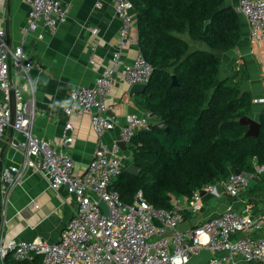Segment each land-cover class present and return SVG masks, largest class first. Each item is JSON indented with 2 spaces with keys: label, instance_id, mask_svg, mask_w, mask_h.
I'll return each instance as SVG.
<instances>
[{
  "label": "built area",
  "instance_id": "built-area-1",
  "mask_svg": "<svg viewBox=\"0 0 264 264\" xmlns=\"http://www.w3.org/2000/svg\"><path fill=\"white\" fill-rule=\"evenodd\" d=\"M113 3L115 15L121 22L120 44L113 54V64L96 78L94 85L76 87L71 93V102L63 105L69 116L90 114L99 138L97 150L81 174L74 172L75 163L69 154L56 151L50 140L34 134L37 107L30 75L33 63L22 46L8 48L6 29L0 28V160L12 128L11 89L16 100L13 131L18 136L9 144L23 154L21 163L3 167L1 195L8 201L27 174L35 172L46 179L52 190L65 187L77 200L76 210L55 243L18 241L2 234V264L9 255L20 263L31 262L39 256L40 264H187L203 248L210 249L214 255L207 264H264V200L258 211H254L253 202L244 199V210L228 206L195 227L180 228L186 212L195 215L203 211L202 191L212 194V199H220L224 194L239 198L253 181L264 177V164H255L252 173L234 172L214 184H207L197 189L191 198L173 197L171 210L155 208L142 191L136 194L133 203H125L114 189V181L126 166L119 143L109 146L103 140V136L116 127L114 119L108 115L107 102L118 69L122 68L124 79L133 85L149 84L153 67L141 53L132 64L123 61L122 52L127 46H139L138 39L132 35L137 17L134 0H113ZM238 12L249 24L252 42L264 46V0H239ZM1 15L6 17V6ZM67 15L68 8L62 0H30L26 31L33 32L38 27L55 31ZM91 31L97 33L96 29ZM253 103L264 105V98H254ZM151 125L148 113L128 115L121 129V141L129 146L138 131L150 130ZM66 130H72V125L67 124ZM72 142V136H63V145ZM220 188L223 192H219ZM100 201L106 203L108 213L100 207Z\"/></svg>",
  "mask_w": 264,
  "mask_h": 264
},
{
  "label": "trees",
  "instance_id": "trees-1",
  "mask_svg": "<svg viewBox=\"0 0 264 264\" xmlns=\"http://www.w3.org/2000/svg\"><path fill=\"white\" fill-rule=\"evenodd\" d=\"M134 7L140 53L153 67L137 106L158 119L151 118L150 130L138 131L128 146L129 164L141 168L140 175L128 174V164L113 185L125 203L142 191L155 208L171 210L173 197L191 198L236 169L252 173L255 164H264V111L255 115L254 97L243 88L249 78L245 67L219 82L221 54L242 38V15L227 0H134ZM184 36L209 50H192ZM245 116L261 124L258 138L246 137ZM162 121L166 126L156 128ZM41 262L39 256L25 263L11 255L5 260Z\"/></svg>",
  "mask_w": 264,
  "mask_h": 264
},
{
  "label": "crops",
  "instance_id": "crops-1",
  "mask_svg": "<svg viewBox=\"0 0 264 264\" xmlns=\"http://www.w3.org/2000/svg\"><path fill=\"white\" fill-rule=\"evenodd\" d=\"M7 1L0 2L1 13L4 6L7 7ZM62 1L68 8V15L55 31L43 27H38L33 32L26 31L30 0H11V14L5 18L0 16V28L6 29L9 18L11 48L22 46L26 57L33 63L30 75L37 107L34 134L50 140L56 151L69 154L75 163L74 172L81 174L91 162L99 138L92 127L90 114L69 116L63 105L71 102V93L76 87L94 85L96 78L112 66L113 54L120 44L121 22L115 15L113 0ZM227 5L238 10L239 0H227ZM241 25L242 38L238 46L221 54L219 82L227 78L234 69L243 66L249 73L243 88L251 92L254 98H264V46L252 42L249 24L243 16ZM92 29H96L97 33H92ZM40 35L43 37L40 38ZM132 35L138 39L137 19ZM187 41L191 48L193 43L204 44ZM193 46L194 50H209L206 45V49ZM139 54V46L129 45L123 50L122 59L125 63L132 64ZM118 70L119 74L107 102L108 115L116 123L115 129L103 136L109 146L121 141V129L126 125L128 115L145 114L137 106V100L144 92L130 95L132 85L121 74L122 68ZM12 74L14 75V71ZM263 111L264 105H254L255 115ZM67 124L72 125V130H66ZM65 134L73 137L72 143L63 145L62 138ZM16 136L18 134L9 129L2 154L4 167L23 161L22 151L13 149L9 144ZM124 155V165L127 166L131 153L124 151ZM263 179L264 177L253 181L251 186L263 187ZM214 199L205 203L201 213L188 215L180 228L185 230L195 227L202 220L222 213L228 206L244 210V199L249 203L253 202L254 211H258L263 207L260 205L264 200V190L247 191L239 198L224 194L222 198L216 201ZM76 208V198L65 187L54 191L41 174L29 172L24 182L12 191L8 201L0 196V237L4 234L7 238L18 241L41 240L55 243Z\"/></svg>",
  "mask_w": 264,
  "mask_h": 264
},
{
  "label": "water",
  "instance_id": "water-1",
  "mask_svg": "<svg viewBox=\"0 0 264 264\" xmlns=\"http://www.w3.org/2000/svg\"><path fill=\"white\" fill-rule=\"evenodd\" d=\"M11 14V0L7 1V15L8 17ZM6 40H7V45L8 48L11 49V39H10V19L8 18L7 20V25H6ZM9 62L11 63V56L9 55ZM177 77L174 75L173 76V85H177ZM149 84H133L131 89H130V95L133 94H138V93H143L146 91L148 88ZM10 109L12 113V128L11 131L13 132V126L15 123V114H16V100H15V92L13 89H11L10 92ZM151 118L158 119V116L155 114H150ZM241 124L244 126L248 127V131L246 133V137H253V138H258L260 135L261 131V124L253 117L250 116H245L241 119ZM166 126V122H158L156 123V128H163ZM168 130V129H167ZM119 146L121 149L125 152H128V145L124 141L119 142ZM5 149V147H4ZM3 149V152H4ZM3 160H0V173L3 169ZM125 171L133 176H139L141 172V168H139L134 162L130 163ZM242 171L240 169H236L235 173L240 174ZM219 192H223V189H219ZM202 196H204V202H208L213 198L212 194H207L205 191L201 192ZM0 196H1V181H0ZM100 207H102L107 213H108V208L106 206V203L104 201H100ZM214 258L213 252L210 249L203 248L201 251L197 254L192 256L190 261L187 264H207L211 259Z\"/></svg>",
  "mask_w": 264,
  "mask_h": 264
},
{
  "label": "rangeland",
  "instance_id": "rangeland-1",
  "mask_svg": "<svg viewBox=\"0 0 264 264\" xmlns=\"http://www.w3.org/2000/svg\"><path fill=\"white\" fill-rule=\"evenodd\" d=\"M184 39H186V40H189L188 39V37H186V36H184ZM190 41V40H189ZM193 45H198V46H200V47H202V48H205L206 49V46L204 45V44H200V43H193ZM192 45V50H194L193 48L195 47V46H193ZM218 198H215L214 199V201H216Z\"/></svg>",
  "mask_w": 264,
  "mask_h": 264
}]
</instances>
